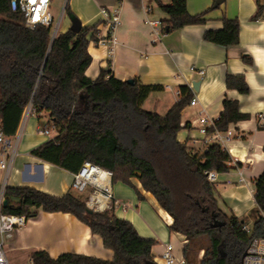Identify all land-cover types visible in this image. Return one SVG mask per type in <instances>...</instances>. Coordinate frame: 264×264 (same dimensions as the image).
I'll return each instance as SVG.
<instances>
[{
  "label": "trees",
  "instance_id": "16d2710c",
  "mask_svg": "<svg viewBox=\"0 0 264 264\" xmlns=\"http://www.w3.org/2000/svg\"><path fill=\"white\" fill-rule=\"evenodd\" d=\"M156 1L168 16L162 21L168 32L204 22V14L189 12L187 0ZM257 2L253 20L264 16V3ZM66 11L76 18L68 5ZM101 22L78 33L68 29L53 38L51 26L27 27L20 8H14L12 0H0V131L6 137L15 135L31 104L35 113L49 118L46 125L58 129L57 135L34 148L32 155L72 172L91 161L113 171L114 183L122 181L138 191L131 181L137 177L172 216L169 229L185 236V264H242L252 242L264 237V171L255 180L258 215L248 232L243 219L221 209L215 182L207 174L229 171L232 155L218 143L198 151L178 138L182 111L193 97L188 86H182V98L160 114L144 108V102L162 89L161 85L144 84L138 78L121 80L111 68H102L96 79L86 75L93 60L89 46L101 39ZM223 22L222 28L207 30L205 39L224 46L238 44L240 21L224 17ZM245 59L250 61L247 56ZM226 83L240 93L250 91L243 74H228ZM248 118L237 100L226 98L223 112L208 131H225L231 123ZM12 196L21 202L11 201L6 212L27 218L36 216L39 209L72 213L114 251L113 259L74 252L53 258L39 249L31 254L35 264L155 262L152 248L158 241L141 236L113 207L103 214L93 211L73 189L58 196L31 186H10L7 198ZM204 236L209 246L201 248L204 254L198 258L194 247Z\"/></svg>",
  "mask_w": 264,
  "mask_h": 264
},
{
  "label": "crops",
  "instance_id": "0c3cea01",
  "mask_svg": "<svg viewBox=\"0 0 264 264\" xmlns=\"http://www.w3.org/2000/svg\"><path fill=\"white\" fill-rule=\"evenodd\" d=\"M161 1L171 3V0ZM214 4L216 6L212 7ZM67 5L70 12L81 20L82 27L101 20L98 26L101 38L107 35L102 8H118L120 11V22L113 32L115 43L91 42L89 46L93 60L86 70L88 77L96 79L102 68H111L115 77L121 80L138 78L144 84L161 85L163 88L152 92L144 102V108L160 114L167 113L182 98V86L191 89L198 101L195 105L190 101L183 109V127L178 138L193 150L201 151L206 147L205 136L200 131L203 125L201 115L213 123L223 112L226 98L239 102L241 112L248 114L249 118L231 123L229 128L233 129V134L222 141L212 142L221 144L233 157L229 171L217 172L215 188L221 209L243 219L252 229L258 215L255 180L264 171V127H261L264 124V16L258 20L252 18L258 10L257 0H224L221 3L217 0H187L189 12L204 14V22L171 32L164 27L160 34L154 33L153 27L146 22L147 19L163 21L168 17L156 0H68L65 8ZM148 7L152 8L151 11ZM64 13L56 35L72 25L73 17L67 12L61 28ZM224 17L240 21L238 44L224 46L205 39L207 30L224 26ZM246 56L250 61L245 59ZM228 74H243L250 91L243 94L229 88L226 83ZM194 83L198 84V90L194 89ZM28 108L16 134L7 137L9 143L3 144L0 150V187L5 184L9 187L31 186L61 196L72 189L75 172L32 155L34 148L57 133L53 132V137L39 134L37 128L42 121L47 124L49 118L43 113H27ZM1 161L6 163L5 167L1 166ZM131 181L142 198L134 187L122 181L113 183L116 215L131 221L141 236L158 241L152 248L158 264H165L162 252L169 242L173 244L177 257L184 259L187 241L183 234L169 229L172 216L151 192L142 187L137 177ZM39 249L46 250L53 258L66 252L104 259L114 257V251L104 245L102 237L93 233L91 227L74 214L42 209L15 231L8 242L7 255L11 264H21Z\"/></svg>",
  "mask_w": 264,
  "mask_h": 264
},
{
  "label": "built area",
  "instance_id": "2783aa9c",
  "mask_svg": "<svg viewBox=\"0 0 264 264\" xmlns=\"http://www.w3.org/2000/svg\"><path fill=\"white\" fill-rule=\"evenodd\" d=\"M12 4L14 8H20L24 13L27 27L34 29L38 25H46L51 26L53 29L56 25L53 37L56 36L60 26L61 16L57 21L58 15L54 11L53 0H12ZM151 9V7H148V11H151ZM64 12L63 10L62 14ZM101 13L107 27V38H101L98 43L114 44L115 38L113 32L120 22V11L118 8H102ZM146 22L153 27L154 33L160 34L164 30V24L160 19H147ZM199 72L203 74L204 70H199ZM197 101V97H193L191 99V104L195 105ZM29 112L35 113V109L31 104L27 110V113ZM262 118L264 119V116H262ZM200 120L203 123L200 131L205 136V148L212 144L213 140L222 141L225 137H229L233 134L232 128H228L224 132L215 130L210 133L208 127L214 126V122H210L209 118L205 115H201ZM37 132L42 135L53 137V132L57 133L58 129L52 124L50 127L48 125L44 127L39 126ZM7 143H9L7 137L0 131V150L2 145ZM1 166L5 167L6 163L1 161ZM207 174L209 180L216 183L217 172L208 171ZM113 177L114 173L110 169L104 168L91 161H85L79 170L74 173L71 188L78 192L88 191L87 198L85 199L86 205L93 211L103 214L113 207ZM8 189L9 186L7 184L0 187V264H11L7 255L6 243L13 238L15 231L25 225L28 220L25 215L6 212L4 200L7 198ZM244 229L248 232L250 231L246 225ZM246 252V255L243 256L242 264H264V237L255 239ZM162 257L165 260V264H174L176 262L185 264V259L178 258L175 254L174 246L171 242L165 245ZM21 264H35V262L33 258L30 257L26 262Z\"/></svg>",
  "mask_w": 264,
  "mask_h": 264
},
{
  "label": "rangeland",
  "instance_id": "374dc122",
  "mask_svg": "<svg viewBox=\"0 0 264 264\" xmlns=\"http://www.w3.org/2000/svg\"><path fill=\"white\" fill-rule=\"evenodd\" d=\"M67 1L68 0H53V8H54L55 13L58 15L57 21L59 20V17L61 16L63 10L65 11V13L63 15L64 17H63V22H62L61 28L64 27L63 26L64 22L66 21V18L68 16L67 15L68 13L66 12V8H65V4H66ZM55 27H56V25L53 27V32L55 30ZM45 124H46V121L45 122L42 121L41 126L44 127ZM75 193L77 195H79L80 197L86 199L88 191H86V192L75 191ZM208 246H209V239L206 236L202 237L201 240L194 247L195 252L197 251L198 258H200L204 254V249L201 250V248L208 247ZM6 249H8V242L6 243Z\"/></svg>",
  "mask_w": 264,
  "mask_h": 264
},
{
  "label": "water",
  "instance_id": "95a60500",
  "mask_svg": "<svg viewBox=\"0 0 264 264\" xmlns=\"http://www.w3.org/2000/svg\"><path fill=\"white\" fill-rule=\"evenodd\" d=\"M224 0H217L218 3H221L223 2ZM82 22L79 18H73L72 19V25L70 27V29L76 33L80 32L82 30ZM54 38V37H53ZM130 82H133V79H129ZM194 89L195 90H198V84L197 83H194ZM11 201L15 202V203H20L21 202V199L19 197H16V196H12L11 198H6L4 200V207L7 208ZM220 224V223H219ZM247 252L244 253V256L246 255ZM146 264H157L156 262H146Z\"/></svg>",
  "mask_w": 264,
  "mask_h": 264
},
{
  "label": "bare ground",
  "instance_id": "6f19581e",
  "mask_svg": "<svg viewBox=\"0 0 264 264\" xmlns=\"http://www.w3.org/2000/svg\"><path fill=\"white\" fill-rule=\"evenodd\" d=\"M169 220V219H168Z\"/></svg>",
  "mask_w": 264,
  "mask_h": 264
}]
</instances>
